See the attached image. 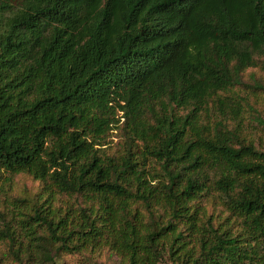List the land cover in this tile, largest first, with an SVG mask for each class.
<instances>
[{
    "label": "trees",
    "instance_id": "trees-1",
    "mask_svg": "<svg viewBox=\"0 0 264 264\" xmlns=\"http://www.w3.org/2000/svg\"><path fill=\"white\" fill-rule=\"evenodd\" d=\"M253 69L264 0H0V196L38 184L6 195L0 263L108 247L126 264H264V152L240 129Z\"/></svg>",
    "mask_w": 264,
    "mask_h": 264
},
{
    "label": "rangeland",
    "instance_id": "rangeland-1",
    "mask_svg": "<svg viewBox=\"0 0 264 264\" xmlns=\"http://www.w3.org/2000/svg\"><path fill=\"white\" fill-rule=\"evenodd\" d=\"M253 72L256 78H260L264 82V72L253 69L248 70L242 77L243 86L241 87V95L247 100V102L253 106L256 110V116L254 119H249L246 115L244 122L241 124V131L244 135L248 134L254 143L255 148L264 152V93L257 90H252V81L248 75ZM253 116V114L251 115ZM250 120V121H248ZM122 145V136L119 131H113L105 139V145L103 149L107 152L119 151ZM38 184L29 180L25 176H14L10 188L6 189V195H33L36 193ZM6 195L0 196V230H3L7 226L10 219L9 212L12 209L9 202L10 199ZM8 198V199H7ZM78 199L67 198L60 196L57 201L59 205L66 206L79 205ZM213 210L212 206L208 204V211ZM143 213L144 211L141 210ZM7 250V242L0 241V255L4 254ZM0 264H17L10 257L6 258ZM24 264H32L25 262ZM55 264H126V262L117 254L112 252L108 247L86 249L78 253L64 254L57 258ZM159 264H170L167 257H164L163 261Z\"/></svg>",
    "mask_w": 264,
    "mask_h": 264
}]
</instances>
